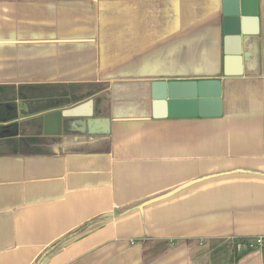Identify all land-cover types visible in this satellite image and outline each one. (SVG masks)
Segmentation results:
<instances>
[{
  "label": "crops",
  "instance_id": "0c3cea01",
  "mask_svg": "<svg viewBox=\"0 0 264 264\" xmlns=\"http://www.w3.org/2000/svg\"><path fill=\"white\" fill-rule=\"evenodd\" d=\"M236 1L0 0V100L95 95L36 114L1 102L0 264H230L232 240L264 239V0L240 36ZM203 80L218 104L155 117L163 84ZM90 100L91 117L65 115ZM27 138L39 154L14 153Z\"/></svg>",
  "mask_w": 264,
  "mask_h": 264
},
{
  "label": "water",
  "instance_id": "95a60500",
  "mask_svg": "<svg viewBox=\"0 0 264 264\" xmlns=\"http://www.w3.org/2000/svg\"><path fill=\"white\" fill-rule=\"evenodd\" d=\"M256 1L239 0L234 2L235 17L226 19V28L228 23L235 25V31L238 36L252 35L257 33L258 13ZM254 4V9L252 8ZM252 27H254L252 29ZM163 89L155 94L154 109L155 117H179V116H196L198 111L202 114L208 108L209 104H218L222 94L221 82L218 80H203L193 83H170L162 85ZM93 101L90 100L73 109L66 110L65 115L91 117L93 115ZM163 110L165 113H163ZM104 127L108 125V120L101 122ZM195 182L181 186L180 188L145 202L139 206V210L154 202L163 200L172 196L181 189Z\"/></svg>",
  "mask_w": 264,
  "mask_h": 264
},
{
  "label": "trees",
  "instance_id": "16d2710c",
  "mask_svg": "<svg viewBox=\"0 0 264 264\" xmlns=\"http://www.w3.org/2000/svg\"><path fill=\"white\" fill-rule=\"evenodd\" d=\"M14 89V88H11ZM39 86H22L20 87V93L17 95V97H5L1 98L3 100H0V119L6 114L5 110V105H3L1 102L2 101H11V100H22L25 102V104L28 106L29 111L28 114H36L40 112H45V111H50L56 108H63L65 106H74L76 104H79L83 101L89 100L92 97H94V93H87L86 95H80L78 96L73 89L69 90H62L58 91L57 93H53L51 95H44L43 93L39 92L40 90ZM104 102V97L99 96L96 97V103L97 105H101ZM12 105H15L14 103H11ZM11 112V115L8 116V119H12L16 117V111L14 110ZM1 121V120H0ZM14 128V125L9 128V131L12 132ZM0 129V134H1ZM38 140L36 138H27V139H22L19 141V143L16 144L14 153L15 154H39V152H36L37 149H31L30 146L33 144H36ZM32 152H28L31 151ZM250 240L253 239H236L233 240L231 245L232 248V258L230 264H238L239 260L247 254L248 252L252 250H244V251H239L238 250V245L242 243H246ZM264 248V246H263Z\"/></svg>",
  "mask_w": 264,
  "mask_h": 264
},
{
  "label": "built area",
  "instance_id": "2783aa9c",
  "mask_svg": "<svg viewBox=\"0 0 264 264\" xmlns=\"http://www.w3.org/2000/svg\"><path fill=\"white\" fill-rule=\"evenodd\" d=\"M233 241V240H232ZM231 241V243H232ZM264 246V239L262 238H258V239H254V240H250L246 243H240L238 245V250L239 251H244V250H254L260 247Z\"/></svg>",
  "mask_w": 264,
  "mask_h": 264
},
{
  "label": "rangeland",
  "instance_id": "374dc122",
  "mask_svg": "<svg viewBox=\"0 0 264 264\" xmlns=\"http://www.w3.org/2000/svg\"><path fill=\"white\" fill-rule=\"evenodd\" d=\"M95 89L93 88V90L92 91H94ZM81 91V93H83V92H86V89H81L80 90ZM109 103H110V101H109V96L107 97V100L105 101V104L104 105H106V106H109ZM11 148H7V147H0V150H2V151H5V150H10Z\"/></svg>",
  "mask_w": 264,
  "mask_h": 264
}]
</instances>
